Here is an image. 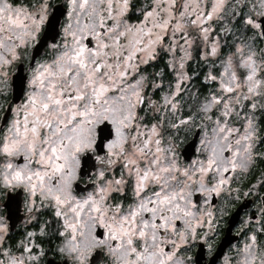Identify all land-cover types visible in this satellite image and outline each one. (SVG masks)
I'll list each match as a JSON object with an SVG mask.
<instances>
[{"label":"snow or ice","instance_id":"snow-or-ice-1","mask_svg":"<svg viewBox=\"0 0 264 264\" xmlns=\"http://www.w3.org/2000/svg\"><path fill=\"white\" fill-rule=\"evenodd\" d=\"M197 41L215 85L201 95ZM261 164L264 0H0V202L39 216L14 240L0 215V264H193L213 196ZM253 215L223 264H264V206Z\"/></svg>","mask_w":264,"mask_h":264},{"label":"flooded vegetation","instance_id":"flooded-vegetation-1","mask_svg":"<svg viewBox=\"0 0 264 264\" xmlns=\"http://www.w3.org/2000/svg\"><path fill=\"white\" fill-rule=\"evenodd\" d=\"M162 67L149 68L148 71L152 72L159 70ZM166 71V70H165ZM28 74L27 62H25L24 67L17 66L11 73L12 79L17 84L14 83L9 90V100L16 101V94L21 88V83L19 77H26ZM26 83V80L24 81ZM156 97H154L155 99ZM185 112V111H184ZM199 130L193 129L191 133H187V137L183 140L180 146V153L185 161L189 159H195L199 153L196 149L199 147V135L197 134ZM197 137L195 138V136ZM195 138V144L193 148V153L190 157L184 155L183 151L190 141ZM264 169V164L259 165L255 171L248 175L247 178L242 177V182L239 184H233L232 187L238 189V191L231 194L222 193L220 197L213 196L212 203L214 205L213 211L219 220L216 222V229L214 233H211L204 241L197 239L191 251L187 253L191 257L193 264H196L197 258L201 264H209L212 257L220 248L223 240H227V235L230 239L234 241L227 247L221 255L216 259L215 264H223L225 255H229L232 247L239 246L244 240L243 232L241 231L243 227V222L249 220L252 224H257L254 217V213L258 212L259 209L264 206V188L260 187L258 179L260 178L261 170ZM255 185V187H252ZM83 187V186H81ZM202 199V198H201ZM238 217L236 212L241 208ZM44 211V210H42ZM0 215H4L7 224L9 225L10 235L14 240H20L27 231L39 232L36 226L37 219L33 218V214L28 212V209L23 203V196L16 197L11 210L4 207L3 202H0ZM43 219H49V216L44 212ZM54 227V224H53ZM199 231V230H198ZM209 239L212 240L210 243ZM209 244L211 247H209ZM48 261L58 263V257L48 254V257L43 264H48Z\"/></svg>","mask_w":264,"mask_h":264},{"label":"rangeland","instance_id":"rangeland-1","mask_svg":"<svg viewBox=\"0 0 264 264\" xmlns=\"http://www.w3.org/2000/svg\"><path fill=\"white\" fill-rule=\"evenodd\" d=\"M225 40H228L229 42H232V41H231V35H229V36H223V35H222V36H221V44H222V45H223V43H224ZM197 45H199V47H198ZM202 48H203V44L200 43L199 41H197V44H194V45H193V48H192V59L189 60V61L187 62L186 68H188L189 63H191L192 61H194V59H195V57H196V54H198V57H199V59H200V51H201ZM200 61H201V60H200ZM201 62H202V65H203V67H204V69H205V72H204V74H205L209 69H208L207 66L204 64L203 61H201ZM189 75H190V74H189ZM203 76H204V75H203ZM202 81H203L204 84L207 85V88H206V91H205V92H200V91H199V87H198L197 85H195V86L192 88V91L196 92L198 95H201V94H207V92L209 91V89H214V87H215L214 83H211V82H205L203 79H202ZM184 111H185V112H184L183 114H187V109H185ZM178 135L182 138V141L187 137V136H186L187 133H185V132H183V131H181ZM209 241H210V243H212V240H211V239H209ZM229 255H231V252H230Z\"/></svg>","mask_w":264,"mask_h":264},{"label":"trees","instance_id":"trees-1","mask_svg":"<svg viewBox=\"0 0 264 264\" xmlns=\"http://www.w3.org/2000/svg\"><path fill=\"white\" fill-rule=\"evenodd\" d=\"M155 67H157V68L158 67H163V63L162 62H157L155 64ZM191 69H194L195 72L198 74L197 78H195L192 83L194 84V86L197 85L199 87V91L200 92H205L206 88H207V85L204 84L203 81H202L205 69H204V67L202 65V62L200 61V59L198 57V54H196V57H195L194 61L189 63L188 70H189V74L190 75H191Z\"/></svg>","mask_w":264,"mask_h":264},{"label":"water","instance_id":"water-1","mask_svg":"<svg viewBox=\"0 0 264 264\" xmlns=\"http://www.w3.org/2000/svg\"><path fill=\"white\" fill-rule=\"evenodd\" d=\"M15 83L17 84V80H16ZM196 137H197V135L195 136V138H196ZM195 138H194L192 141H190V142L188 143V145L185 147V149H184V151H183L184 155L187 156V157H190V156L192 155V153H193V148H194V144H195ZM242 208H243V207H241V208L236 212V216H237V217H238V215H239V212L242 210ZM233 241H234V239H230V238L228 237V235H227V240H223V241H222V243H221V245H220V248H219L218 251L215 253V255L212 257V259H211V261H210L209 264H215L217 257H218L219 255H221L222 252L224 251L225 247H226V246L228 247ZM52 264H58V263H54V262H52ZM196 264H201L198 258H197V260H196Z\"/></svg>","mask_w":264,"mask_h":264}]
</instances>
